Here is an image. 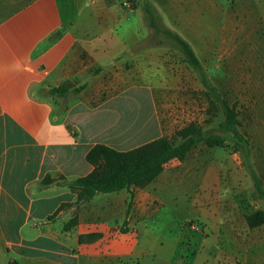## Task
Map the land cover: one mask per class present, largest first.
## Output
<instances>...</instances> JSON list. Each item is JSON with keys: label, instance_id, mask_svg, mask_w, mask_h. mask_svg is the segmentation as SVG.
Masks as SVG:
<instances>
[{"label": "crops", "instance_id": "1", "mask_svg": "<svg viewBox=\"0 0 264 264\" xmlns=\"http://www.w3.org/2000/svg\"><path fill=\"white\" fill-rule=\"evenodd\" d=\"M84 1L0 0V264H264V235L254 233L264 225L251 229L248 214L223 222L209 207L214 173L187 165L197 147L144 188L78 203L67 183L93 171L90 149L170 136L180 112L172 102L189 87L187 63L169 45L142 44L150 28L138 0ZM149 1L204 70L231 50L264 75V0ZM66 84L67 95L50 93ZM142 87L151 104L143 119L125 110L128 100L139 107ZM181 209L177 217L213 231L203 236L214 250L190 252L189 228L167 239L171 250L157 239L159 214Z\"/></svg>", "mask_w": 264, "mask_h": 264}, {"label": "rangeland", "instance_id": "2", "mask_svg": "<svg viewBox=\"0 0 264 264\" xmlns=\"http://www.w3.org/2000/svg\"><path fill=\"white\" fill-rule=\"evenodd\" d=\"M84 2L83 0L81 4ZM140 22L144 26L147 24L145 21ZM155 23L156 27H149L150 32L142 44L169 45L174 54L179 55L182 62L187 63L186 69L189 71V87L184 92L183 99L172 102L180 112L175 117L176 125L173 132L166 138L179 144L181 140L175 138L176 131L194 123L207 135L226 139L225 147L210 148L205 143H199L187 158V165L214 173V186L210 188L212 191L209 193V207L216 205L221 209V216L224 218L220 221L235 219L243 222L247 214L259 209L264 210V75L260 74V67L245 64V59L240 58L244 53L237 52L239 54L234 55L231 50H217L213 58L210 56L205 60L207 69L205 68L204 72L197 71L186 61L176 39L163 30L159 22ZM259 37H263L261 33L258 34ZM257 58L261 63L264 62L262 56L259 55ZM140 91L139 107L135 104L133 108L132 102L128 100L125 110L128 114L133 112L136 114L139 108L143 119L150 116L151 104L148 90L142 87ZM111 93H114V88L111 89ZM217 94L220 96L219 100ZM225 104L234 109V114L229 118ZM181 109L184 111L181 112ZM233 128L240 137L235 134ZM218 181L220 186L217 185ZM185 214L184 209L178 213L173 210L162 211L156 221L157 239L163 240L165 245L168 243V250H171L172 244L167 242V239H177L183 229L189 228L190 233L187 237L191 244V248L188 249L190 252L200 254L214 250L216 244L206 239V236L214 234L213 231L205 233V230H208L207 225L203 226L204 223L194 217L192 220L195 221L197 231L190 230L187 222L191 219L186 222L183 218L177 217ZM254 233L264 235V229H256ZM195 238L204 242L198 245ZM220 245L227 249V243Z\"/></svg>", "mask_w": 264, "mask_h": 264}, {"label": "trees", "instance_id": "3", "mask_svg": "<svg viewBox=\"0 0 264 264\" xmlns=\"http://www.w3.org/2000/svg\"><path fill=\"white\" fill-rule=\"evenodd\" d=\"M145 14L148 27H156L160 23L163 30L173 36L182 49L186 61L197 71L204 69L188 42L166 27L155 6L149 0H138ZM71 88L66 84L50 90L51 94L65 96ZM76 91H80L77 88ZM219 100L220 96L216 95ZM227 117L234 114L233 107L224 105ZM234 129L236 135L240 134ZM175 138L179 144L170 138L162 137L128 151H120L105 144H96L86 155L87 162L93 166V171L81 178L67 183V186L78 192V203L91 201L99 193H109L131 189L144 188L154 182L173 160L184 162L189 153L205 143L208 147H225L226 139L221 136L207 135L196 124H189L176 131ZM54 180L46 178L44 184ZM251 229L264 225V210H256L246 216ZM75 221H72L73 224Z\"/></svg>", "mask_w": 264, "mask_h": 264}, {"label": "built area", "instance_id": "4", "mask_svg": "<svg viewBox=\"0 0 264 264\" xmlns=\"http://www.w3.org/2000/svg\"><path fill=\"white\" fill-rule=\"evenodd\" d=\"M187 223H188V225L190 226V228H191L192 230H196V231H197V226H196L194 220H190V221H188Z\"/></svg>", "mask_w": 264, "mask_h": 264}]
</instances>
